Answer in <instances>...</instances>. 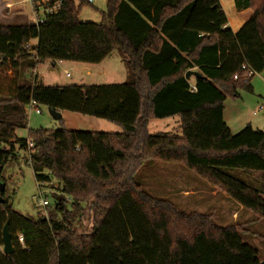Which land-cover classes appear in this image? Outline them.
<instances>
[{"label":"trees","instance_id":"trees-1","mask_svg":"<svg viewBox=\"0 0 264 264\" xmlns=\"http://www.w3.org/2000/svg\"><path fill=\"white\" fill-rule=\"evenodd\" d=\"M46 1L32 0L34 11L44 8L41 23L0 25V172L22 151L36 182L56 181L60 195L48 218L31 220L0 191V264H264L240 227L180 211L134 180L147 161L178 163L264 221V190L220 171L242 170L264 185V129L233 134L223 120L225 99L251 93L264 70V0H235L252 12L235 33L219 0H107L99 24L80 23L91 5L84 0ZM115 50L131 78L123 84L44 86L32 74L47 61L99 64ZM24 60L31 85L19 84ZM187 71L201 78L190 84ZM31 101L122 133L37 129L17 138ZM168 118H178V136L149 134L150 120ZM86 212L90 231H79ZM5 223L11 255L2 253Z\"/></svg>","mask_w":264,"mask_h":264},{"label":"rangeland","instance_id":"rangeland-1","mask_svg":"<svg viewBox=\"0 0 264 264\" xmlns=\"http://www.w3.org/2000/svg\"><path fill=\"white\" fill-rule=\"evenodd\" d=\"M41 4H46V0H41ZM105 8L106 0H95L93 4L83 6L79 14L80 23L99 24L100 12L105 11ZM29 9H31V14L29 12L26 16ZM42 10L44 8L40 7L38 12L34 11L32 3L28 0H0V23L14 26L27 24L29 18L37 20L42 14ZM117 53V50L113 51L111 58L107 60L108 68L104 75H98L95 72L87 75L86 70L75 67L78 65L77 63L68 62L49 69L41 66L35 76L37 82H41L44 86L123 84L130 81L131 78ZM30 62V60H24L19 65L20 85H31L33 82V76L27 71ZM65 67L69 77H66L63 72ZM239 93L241 97L228 98L232 104L225 107L227 124L231 133H237L240 130L239 126H243V124H248L256 130H263L264 103L261 104L263 106L259 111L251 103L250 94L247 92ZM37 109L40 114H37L35 109L25 108L27 129L17 130L15 132L17 138L26 139L28 130L37 129L58 130L64 128L71 131L122 133L120 128L103 120L62 112L61 121H59L54 120L45 107L37 106ZM254 112L256 113L255 116H253ZM178 123V118L153 119L149 121L147 129L151 135L163 133L178 136ZM15 156L14 159L3 164L1 168L0 191H3V198L14 212L23 217L35 220L42 215L48 218L53 211L56 197L60 195V185L52 180L50 187L40 186L35 180L27 154L17 151ZM220 171L260 193L264 190L263 184L247 176L242 170L221 169ZM134 180L148 195L166 200L180 211L187 214L205 215L220 227L234 225L240 227L243 230V235H240L242 242L256 251L259 260L264 259V221L259 220L250 211L242 208L181 164L147 161L136 172ZM40 197L47 201L46 209L39 207ZM81 225L79 231H90L91 215L89 212L85 213Z\"/></svg>","mask_w":264,"mask_h":264},{"label":"crops","instance_id":"crops-1","mask_svg":"<svg viewBox=\"0 0 264 264\" xmlns=\"http://www.w3.org/2000/svg\"><path fill=\"white\" fill-rule=\"evenodd\" d=\"M106 3H107V0H106ZM219 5H220V7H221L222 11L224 12L226 19H227L226 28H229L234 33L237 32L243 26V24H245V22H247L249 20V18L252 15L251 10H249V9H237L235 7V0H219ZM27 6L29 7V5H27ZM29 12L31 14V9H29L27 11L26 16ZM101 13L102 12H100V15H101ZM34 21L35 20H32L29 18V23H34ZM0 25H8V24L0 23ZM31 45H36V41H31ZM112 53H111V55L106 57L103 61H101L99 64L89 66V65L77 63L78 65H76L75 67L79 68L80 70H86L87 75L91 74L92 72H95L98 75L99 74L104 75L105 72L107 71V68H108L107 60L111 58ZM118 56L120 57L119 54H118ZM120 60L122 61L121 57H120ZM67 63L68 62H59V61L50 62V61H47L44 64L38 65L35 68L36 75L38 74V69L41 66H44L45 69H49V68L59 67L60 65L67 64ZM69 63H72V62H69ZM66 69H67L66 67L63 68V72L65 73V76H66V73H68V70H66ZM188 81L190 84H193L194 78L191 77ZM249 84L251 86L252 92L251 93L247 92V93L250 94V96L252 98L251 103L254 104L256 106V109L259 110V108H262V106H263L261 104L264 103V70L258 74H255L251 78ZM83 86H85V85H83ZM239 97H241L240 93H239L238 98ZM230 104H232V102L228 101V98H226L224 103H223V120L226 123L227 127H228V124H227L228 122H227V118H226L227 112L225 110V107L229 106ZM60 114H62V113H60ZM255 114L256 113L254 112L253 116H255ZM245 125H248V124H243V126L242 125L239 126V129L241 130Z\"/></svg>","mask_w":264,"mask_h":264},{"label":"water","instance_id":"water-1","mask_svg":"<svg viewBox=\"0 0 264 264\" xmlns=\"http://www.w3.org/2000/svg\"><path fill=\"white\" fill-rule=\"evenodd\" d=\"M191 77H193L194 79L197 78H201V75L197 72H193V71H187L184 75L185 80H189ZM48 114L54 119V120H59L61 119V114L51 110V109H47ZM60 200V199H57ZM0 202L2 203V199L0 197ZM1 242H2V253L4 255H11L14 252V248L12 245V241H11V235L8 231V223H5V225L3 226L2 232H1Z\"/></svg>","mask_w":264,"mask_h":264},{"label":"built area","instance_id":"built-area-1","mask_svg":"<svg viewBox=\"0 0 264 264\" xmlns=\"http://www.w3.org/2000/svg\"><path fill=\"white\" fill-rule=\"evenodd\" d=\"M29 2H31L32 3V0H28ZM87 4H93L94 2H95V0H84ZM47 2V1H46ZM56 6H58V4H56ZM43 11V10H42ZM54 11V8L53 9H47L46 10V13H51V12H53ZM42 13V12H41ZM41 23V21L40 20H35L34 21V23ZM244 67H242V69H243ZM32 74H33V76H35V74H36V71L34 70L33 72H32ZM253 75V73L251 72V71H248L247 72V74H246V77L248 78V77H250V76H252ZM66 77H69V73H66ZM27 107H29L30 109H35L36 111V113L37 114H40V111L37 109V107H36V104L33 102V101H31L30 103H29V105L27 106ZM262 108H259V111L261 110ZM25 112H26V110H25ZM30 146V145H29ZM40 186H44V184H39ZM40 196H41V194H40ZM41 199L38 201V204H39V207L40 208H42V209H46V207L48 206V203H47V201L45 200V199H43V197H40ZM17 241H18V244H20V245H23V237H22V235H18V237H17Z\"/></svg>","mask_w":264,"mask_h":264}]
</instances>
